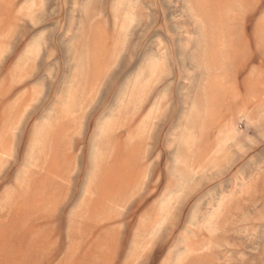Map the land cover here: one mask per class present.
<instances>
[{"label":"rangeland","instance_id":"374dc122","mask_svg":"<svg viewBox=\"0 0 264 264\" xmlns=\"http://www.w3.org/2000/svg\"><path fill=\"white\" fill-rule=\"evenodd\" d=\"M47 1L0 0V264H264V0Z\"/></svg>","mask_w":264,"mask_h":264},{"label":"bare ground","instance_id":"6f19581e","mask_svg":"<svg viewBox=\"0 0 264 264\" xmlns=\"http://www.w3.org/2000/svg\"><path fill=\"white\" fill-rule=\"evenodd\" d=\"M11 1H14V0H11ZM18 1H19V0H18ZM46 1H47V0H45V2H46ZM47 2H48V1H47ZM47 2H46V3H47ZM16 3H17V2H16ZM46 3H45V4H46ZM49 3H50V2H49ZM33 5H34V4H33ZM33 5H32V6H33ZM0 6H1V5H0ZM44 6H45V5H44ZM40 7H42V6H40ZM50 7H51V6L49 5L48 8H50ZM44 8H45V7H44ZM44 8H43V10H44V12H46V10H45ZM48 8H47V9H48ZM31 10H32V7H31ZM33 10H34V9H33ZM36 10H38V9H36ZM39 10H40V9H39ZM38 12H39V11H38ZM38 12H37V13H38ZM41 12H42V11H41ZM41 12H39V13H41ZM65 12H66V11H65ZM41 14H44V13H41ZM30 15H31V13H30ZM21 17H22V16H21ZM48 17H49V16H48ZM25 18H26V17H25ZM27 18H28V17H27ZM38 18H39V16H38ZM12 19H13V17H12ZM15 19H16V18H15ZM30 19H31V18H30ZM48 19H49V21L51 20L50 18H48ZM32 20H33V19H32ZM35 20H36V19H35ZM43 20H44V19H43ZM24 21H25V19H24ZM37 21H38V19H37ZM40 21H42L41 18H40ZM47 21H48V20H47ZM35 22H36V21H35ZM35 22H34V23H35ZM28 23H29V22H28ZM41 23H42V22H41ZM44 23H45V20H44ZM46 23H47V22H46ZM35 24H36V23H35ZM21 25H22V24H21ZM41 25L43 26V23H42ZM46 25H48V24H46ZM12 26H13V25H12ZM14 26H15V25H14ZM28 26H29V25H28ZM31 26H32V25H31ZM22 27L24 28L25 26H22ZM22 27H21V28H22ZM33 27H34V25H33ZM15 28H16V27H15ZM25 29H26V28H25ZM27 29H28V28H27ZM29 29H30V28H29ZM29 29H28V31H27V30L25 31L26 34H27V32H29ZM33 29H35V28H33ZM36 29H37V27H36ZM42 29H44V28H42ZM18 30L21 31V30H24V29H18ZM19 31H18V32H19ZM32 31H33V30H32ZM32 31H31V32H32ZM23 32H24V31H23ZM25 32H24V33H25ZM34 32H36V31H34ZM16 33H17V32H16ZM11 34H12V33H11ZM29 34H30V33H29ZM29 34H28V35H29ZM33 34H35V33H33ZM32 36H33V35H32ZM21 37L24 38V36H21ZM26 37H27V36H26ZM14 38H15V36H14ZM14 40H15V39H14ZM8 41H9V40H8ZM12 41H13V40H12ZM15 41H16V40H15ZM5 42H6V41H5ZM8 43H9V42H8ZM17 45H19V44H17ZM21 45H22V44H21ZM16 49H17V48H16Z\"/></svg>","mask_w":264,"mask_h":264}]
</instances>
